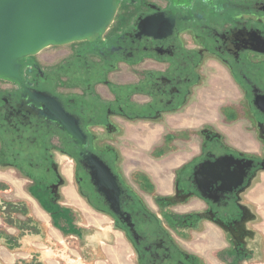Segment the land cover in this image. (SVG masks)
<instances>
[{"label": "flooded vegetation", "instance_id": "flooded-vegetation-1", "mask_svg": "<svg viewBox=\"0 0 264 264\" xmlns=\"http://www.w3.org/2000/svg\"><path fill=\"white\" fill-rule=\"evenodd\" d=\"M115 7L100 38L49 46L24 57L16 79L0 75V168L28 179L35 201L74 227L57 203L64 180L53 156L66 158L75 194L123 232L135 264H210L195 250L197 236L210 233L205 224L244 246L258 220L245 199L264 172V0H115ZM53 104L79 142L51 120ZM124 134L122 145L129 136L152 141L151 154L137 160L191 157L173 171L171 196L157 195L150 171L115 147ZM89 156L115 178L117 215L90 183ZM122 157L132 171L119 169ZM220 161L223 182L213 180L215 168L203 180L202 167ZM141 188L155 196L143 202ZM190 199L202 207L182 210ZM232 248L215 258H236Z\"/></svg>", "mask_w": 264, "mask_h": 264}, {"label": "rangeland", "instance_id": "rangeland-1", "mask_svg": "<svg viewBox=\"0 0 264 264\" xmlns=\"http://www.w3.org/2000/svg\"><path fill=\"white\" fill-rule=\"evenodd\" d=\"M135 127L136 126L132 128ZM153 136L154 135L151 134V138ZM129 138L130 140H127L129 143H127V145H122L124 140H126V134H124L119 139V143L121 144L115 147L121 152H124L126 156H131L135 160H137L136 158L147 157L151 154L149 151H151L154 146L150 138L144 142L139 140L134 141L132 136H129ZM138 143L142 147H137L136 145H139ZM152 155L156 156V153ZM53 158L64 180V185L58 194L57 203L61 208L69 209L68 211L71 213L69 220L77 230L75 234L64 235L52 227L50 217L53 215V211L50 208H46L49 211L51 210V212H49L51 215L46 214L42 211L39 204L29 196L28 179H24L13 170L3 169L2 173H0L1 203L16 204L15 213L11 214V216L14 219L23 220L24 217L21 216V213H26L25 216H28L27 218L33 221L31 226L33 231L37 229V233L31 235L35 241V244H33L34 247H31V250L35 251L34 254L36 256L40 255V259L42 258L41 261L43 263L50 264H135L131 248L123 232L113 224L107 215L99 213L97 208L91 209L75 194L76 182L70 161L57 154H54ZM126 160V158L122 157V160L118 163L119 169H123L124 167L127 171H132L133 169H130L129 163H127ZM77 175L79 174L77 173ZM139 179L140 178L137 177V181ZM46 180H48V178H46ZM127 181L130 182L131 185H134L131 178H127ZM46 185L47 183L45 186ZM86 186V189L83 188L82 190L87 196L89 195V197H91V189L88 184H86ZM140 190L143 191L142 188ZM143 192L144 193L136 192L142 197L141 199L143 202L151 200V198L155 196L150 193V190ZM246 198L251 199L252 202H257L256 206L258 207V211L260 208L264 210V172L258 175L253 187L246 194ZM92 202L93 199H91L88 204ZM54 215L53 217L55 218ZM263 220L264 219H260L258 222L260 224L256 228L255 226L248 227L251 229L252 233H258L256 229H260V225L264 223ZM8 230L11 233H15L11 229ZM228 245L232 248L231 242H228ZM232 246L233 250L239 251V255H237L236 258L230 257V261L226 257L225 260L223 257L211 258L209 259L210 264H235L237 260L238 264H253L254 262H259L260 258L257 255L254 257L253 253H246L249 249L247 246L244 249L241 242L237 246ZM250 246L251 251H253L254 243L251 242ZM203 259L205 261L208 260L206 258ZM216 259H218V261Z\"/></svg>", "mask_w": 264, "mask_h": 264}, {"label": "water", "instance_id": "water-1", "mask_svg": "<svg viewBox=\"0 0 264 264\" xmlns=\"http://www.w3.org/2000/svg\"><path fill=\"white\" fill-rule=\"evenodd\" d=\"M115 10V0H0V75L16 79L19 62L49 46L100 38L112 22ZM53 107L51 120L79 142L81 136L75 124L68 125V119L56 104ZM86 161L84 169L89 170L92 187L108 202L109 211L117 215L119 188L115 178L95 156L87 157ZM220 162L210 169L202 167L203 180L215 168L213 180L223 182L227 166ZM199 192L201 198L208 199Z\"/></svg>", "mask_w": 264, "mask_h": 264}, {"label": "crops", "instance_id": "crops-1", "mask_svg": "<svg viewBox=\"0 0 264 264\" xmlns=\"http://www.w3.org/2000/svg\"><path fill=\"white\" fill-rule=\"evenodd\" d=\"M191 148L192 153L194 154L196 152L195 155L197 156L199 154V146H197V150L195 149V145H191ZM190 159L191 157H189L187 154L181 153V156L174 160L165 159L162 161H157L148 157L146 159H133L131 161L129 159V162L134 165L139 164L137 169L143 168L149 170L150 179L156 187L155 193L161 197H169L173 193V171L175 169H178L183 164L187 163ZM3 169L13 170L7 167H1L0 173H2ZM28 194L33 199L35 198V192L29 187ZM245 202L254 203L258 220L252 226H255L256 228L260 224L258 223L260 219H264V210L259 207L260 209L258 211V207L256 206L257 202H252V200L249 198H246ZM7 204L14 205V207L12 208L14 209V211H7ZM202 204L203 203L200 200L192 199L183 205L182 210H198L202 207ZM16 206L17 205L13 203H1L0 201V264H26L30 263L32 260L40 264H50L43 263L41 261L42 258L40 259V255L36 256L34 254L35 251L31 250V247H34L33 244H35V241L33 240L31 235L37 233V229L33 231L31 227L33 221L27 218L28 216L26 217V213L23 214V212L21 213V216L24 217V221L22 219H14L11 216V214L15 213ZM39 206L41 207L42 211H44L46 214L51 215V213H49L50 211L46 209V205ZM58 216L56 219H54L52 216L50 217L51 225L52 227H54V229L65 235L60 226L66 230L68 229V226L64 223V217L61 214H58ZM19 222L25 223V228L21 229V227H19L18 225ZM204 226L210 231V233L206 234L203 237H199L200 235L197 236L198 240L196 242L198 244L196 245L195 250L198 252L199 256H202L203 258L209 260L211 258H215L219 254V252L227 251L229 246L225 242L220 231L214 230L207 224H205ZM8 229L13 230V232L15 233L9 232ZM256 230L258 232L257 234L252 233V235L245 236L243 238V248L245 249L247 246L249 250H245L246 253H253L254 257H256L257 255L260 258L259 262H254L253 264H264V223L260 225V229ZM6 236L9 238V241L7 240ZM11 238L12 241L10 240ZM251 242L254 243L253 251H251Z\"/></svg>", "mask_w": 264, "mask_h": 264}, {"label": "trees", "instance_id": "trees-1", "mask_svg": "<svg viewBox=\"0 0 264 264\" xmlns=\"http://www.w3.org/2000/svg\"><path fill=\"white\" fill-rule=\"evenodd\" d=\"M14 207V205H12V204H7V211H14V209H12ZM50 212H51V210H50ZM58 216V215H57ZM56 216V217H57ZM56 219V218H55ZM18 225H19V227H21V229L22 228H25V223H22V222H19L18 223ZM68 226V225H67ZM60 228H61V230L63 231V233H65V234H75L76 232H77V230L75 229V228H72V227H68V231L66 230V229H63L61 226H60ZM66 230V231H65ZM1 234V233H0ZM6 238H7V240L9 241V238L6 236ZM11 241H12V238L10 239ZM23 264H25V263H23ZM26 264H40V263H38V262H36V261H34V260H32L30 263H26Z\"/></svg>", "mask_w": 264, "mask_h": 264}]
</instances>
